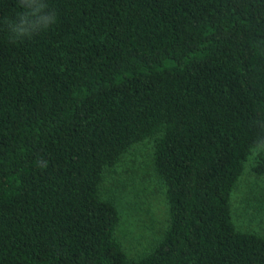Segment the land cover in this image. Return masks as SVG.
Segmentation results:
<instances>
[{
  "label": "trees",
  "instance_id": "trees-1",
  "mask_svg": "<svg viewBox=\"0 0 264 264\" xmlns=\"http://www.w3.org/2000/svg\"><path fill=\"white\" fill-rule=\"evenodd\" d=\"M43 2L17 38L0 0V264H264L231 203L253 151L264 176V0ZM148 139L124 179L152 173L166 226L132 258L101 184Z\"/></svg>",
  "mask_w": 264,
  "mask_h": 264
},
{
  "label": "rangeland",
  "instance_id": "rangeland-1",
  "mask_svg": "<svg viewBox=\"0 0 264 264\" xmlns=\"http://www.w3.org/2000/svg\"><path fill=\"white\" fill-rule=\"evenodd\" d=\"M151 140L138 143L124 156L113 172H105L101 184L103 198L112 199L120 214L115 236L130 257H140L149 251L161 237L166 226V202L164 188L151 175L142 181L128 182L124 177L131 163L149 158ZM257 159L253 151L245 163L243 174L232 192V217L242 230L264 233V176L256 174L252 166ZM133 160V161H132ZM112 178L119 181L112 182ZM123 181V182H122ZM140 182V183H138Z\"/></svg>",
  "mask_w": 264,
  "mask_h": 264
},
{
  "label": "clouds",
  "instance_id": "clouds-1",
  "mask_svg": "<svg viewBox=\"0 0 264 264\" xmlns=\"http://www.w3.org/2000/svg\"><path fill=\"white\" fill-rule=\"evenodd\" d=\"M24 13L16 21L9 24L10 30L17 38L28 37L33 32L47 29L51 24L56 23L55 12H47V5L43 0H20Z\"/></svg>",
  "mask_w": 264,
  "mask_h": 264
}]
</instances>
